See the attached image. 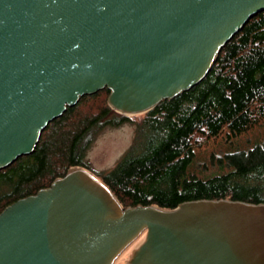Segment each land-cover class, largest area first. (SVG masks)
Instances as JSON below:
<instances>
[{"label":"water","instance_id":"obj_1","mask_svg":"<svg viewBox=\"0 0 264 264\" xmlns=\"http://www.w3.org/2000/svg\"><path fill=\"white\" fill-rule=\"evenodd\" d=\"M264 0H0V171L82 97L125 116L199 83ZM264 264V204L124 208L72 167L0 214V264Z\"/></svg>","mask_w":264,"mask_h":264},{"label":"trees","instance_id":"obj_2","mask_svg":"<svg viewBox=\"0 0 264 264\" xmlns=\"http://www.w3.org/2000/svg\"><path fill=\"white\" fill-rule=\"evenodd\" d=\"M110 94L105 88L82 97L46 127L32 153L0 171V214L72 167L93 172L124 208L172 210L201 200L264 204V138L247 149L199 156L215 141L234 144L264 124V11L224 46L199 83L139 120L114 111ZM126 124L135 131L130 148L114 168L94 171L88 152L96 135Z\"/></svg>","mask_w":264,"mask_h":264},{"label":"rangeland","instance_id":"obj_3","mask_svg":"<svg viewBox=\"0 0 264 264\" xmlns=\"http://www.w3.org/2000/svg\"><path fill=\"white\" fill-rule=\"evenodd\" d=\"M108 105L112 108V106L109 104V101ZM140 115H131L130 117L134 120H139ZM134 133V127L130 124L123 125L119 128H103L96 135V138L93 141L91 148L88 152V157L91 161L92 168L94 169V171L101 173L114 168L116 164L120 161L121 157L130 148L134 139ZM263 138L264 124L252 131L251 133H247V135H244L243 137L235 140L234 144L228 142L224 144L222 140L215 141L214 143H211L209 147L202 149L199 152V156L200 159L206 158L207 153L209 151H221V153H227L232 152L238 147L247 149L250 146L261 142ZM251 139L253 140V142L250 141ZM119 260L120 257L116 259L113 264H116Z\"/></svg>","mask_w":264,"mask_h":264}]
</instances>
